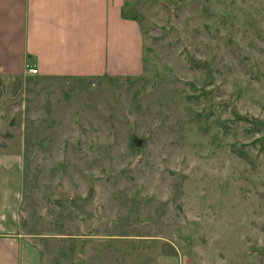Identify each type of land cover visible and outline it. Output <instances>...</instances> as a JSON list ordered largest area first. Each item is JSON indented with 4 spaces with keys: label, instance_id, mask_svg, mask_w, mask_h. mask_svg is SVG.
<instances>
[{
    "label": "rangeland",
    "instance_id": "rangeland-1",
    "mask_svg": "<svg viewBox=\"0 0 264 264\" xmlns=\"http://www.w3.org/2000/svg\"><path fill=\"white\" fill-rule=\"evenodd\" d=\"M124 8L139 73L0 80L42 264H264V0Z\"/></svg>",
    "mask_w": 264,
    "mask_h": 264
},
{
    "label": "crops",
    "instance_id": "crops-1",
    "mask_svg": "<svg viewBox=\"0 0 264 264\" xmlns=\"http://www.w3.org/2000/svg\"><path fill=\"white\" fill-rule=\"evenodd\" d=\"M125 0H0V80L136 74L143 42ZM0 150V264H42L21 220L22 156ZM35 238V239H33ZM32 242V243H31Z\"/></svg>",
    "mask_w": 264,
    "mask_h": 264
},
{
    "label": "trees",
    "instance_id": "trees-1",
    "mask_svg": "<svg viewBox=\"0 0 264 264\" xmlns=\"http://www.w3.org/2000/svg\"><path fill=\"white\" fill-rule=\"evenodd\" d=\"M123 15L126 18H129L128 16H126L125 8L123 11ZM236 120L240 122L246 120L245 122H247L248 118L247 117L237 118ZM253 121L254 123H250V124L254 127V130L257 129L256 133L258 134V136L260 134V136L259 137L257 136L258 138H256L255 141L252 142V144L253 145L259 144V146L263 147L264 146V123L258 120H253Z\"/></svg>",
    "mask_w": 264,
    "mask_h": 264
},
{
    "label": "built area",
    "instance_id": "built-area-1",
    "mask_svg": "<svg viewBox=\"0 0 264 264\" xmlns=\"http://www.w3.org/2000/svg\"><path fill=\"white\" fill-rule=\"evenodd\" d=\"M27 71L30 73V74H37L38 73V69H35V68H32L30 66H27Z\"/></svg>",
    "mask_w": 264,
    "mask_h": 264
},
{
    "label": "water",
    "instance_id": "water-1",
    "mask_svg": "<svg viewBox=\"0 0 264 264\" xmlns=\"http://www.w3.org/2000/svg\"><path fill=\"white\" fill-rule=\"evenodd\" d=\"M136 146L139 147L140 146V143H136Z\"/></svg>",
    "mask_w": 264,
    "mask_h": 264
}]
</instances>
